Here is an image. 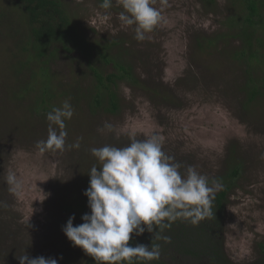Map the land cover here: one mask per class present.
Wrapping results in <instances>:
<instances>
[{"label":"rangeland","instance_id":"obj_1","mask_svg":"<svg viewBox=\"0 0 264 264\" xmlns=\"http://www.w3.org/2000/svg\"><path fill=\"white\" fill-rule=\"evenodd\" d=\"M64 2L96 45L126 41L122 57L137 80L118 83V110L93 108L96 79L83 56L60 50L40 66L24 50L21 9L0 0V264H86L101 185L135 201L139 172L158 171L182 204L225 186L233 151L241 172L231 177L226 249L238 264L256 260L264 242V97L249 106L247 66L234 56L243 45L232 24L245 16L242 3Z\"/></svg>","mask_w":264,"mask_h":264},{"label":"trees","instance_id":"obj_2","mask_svg":"<svg viewBox=\"0 0 264 264\" xmlns=\"http://www.w3.org/2000/svg\"><path fill=\"white\" fill-rule=\"evenodd\" d=\"M239 1L245 16L239 15L241 19H234L232 24L239 29L243 45L234 56L247 66L243 90L250 106L264 97V0ZM104 2L108 4L109 0ZM14 6L24 15L29 38L24 50L31 53V58L46 68L60 50L81 54L96 79L91 91L93 108L118 110V83L137 80L134 66L126 65L122 57L128 54L122 47L126 41L113 38L96 45L81 33L64 0H15ZM216 40L208 38L207 44L213 45ZM198 47L205 50L201 41ZM112 67L115 71L104 75ZM45 90L46 99H52L54 94L47 87ZM230 161L229 178L223 188L182 204L173 200L166 177L158 171L139 172L134 182L135 201L119 198L101 185L94 201L98 213L93 226L95 240L86 264H238L227 252L225 237L227 202L234 181L231 177L241 172L235 151ZM99 197L101 202H97ZM82 213H89V207ZM259 247L261 256L249 264H264V242Z\"/></svg>","mask_w":264,"mask_h":264}]
</instances>
